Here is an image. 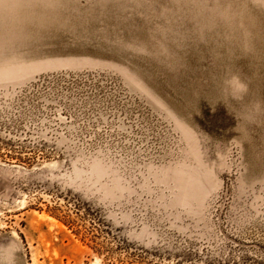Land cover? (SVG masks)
<instances>
[{"label": "rangeland", "instance_id": "obj_1", "mask_svg": "<svg viewBox=\"0 0 264 264\" xmlns=\"http://www.w3.org/2000/svg\"><path fill=\"white\" fill-rule=\"evenodd\" d=\"M0 264H264V0L0 2Z\"/></svg>", "mask_w": 264, "mask_h": 264}, {"label": "bare ground", "instance_id": "obj_2", "mask_svg": "<svg viewBox=\"0 0 264 264\" xmlns=\"http://www.w3.org/2000/svg\"><path fill=\"white\" fill-rule=\"evenodd\" d=\"M4 0H0V2H3ZM14 16V15H13ZM244 148V147H243Z\"/></svg>", "mask_w": 264, "mask_h": 264}]
</instances>
